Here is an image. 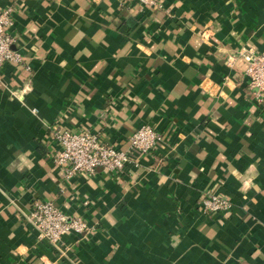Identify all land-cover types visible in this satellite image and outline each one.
Instances as JSON below:
<instances>
[{
	"label": "crops",
	"instance_id": "1",
	"mask_svg": "<svg viewBox=\"0 0 264 264\" xmlns=\"http://www.w3.org/2000/svg\"><path fill=\"white\" fill-rule=\"evenodd\" d=\"M19 65L0 67V264H264V101L243 54L264 50V0H0ZM115 173L66 177L56 130L126 150ZM55 129V130H54ZM211 192L230 204L204 213ZM51 202L88 230L50 245Z\"/></svg>",
	"mask_w": 264,
	"mask_h": 264
},
{
	"label": "built area",
	"instance_id": "2",
	"mask_svg": "<svg viewBox=\"0 0 264 264\" xmlns=\"http://www.w3.org/2000/svg\"><path fill=\"white\" fill-rule=\"evenodd\" d=\"M134 1L146 6L155 4V0ZM10 9L0 12V67L6 63L19 65L21 56L12 49V38L6 33L11 25ZM245 63V75L248 85L254 91L259 102L264 101V50L242 55ZM55 130V129H54ZM57 145L52 162L61 168L66 177L78 174L91 175L97 168L121 173L127 165L137 166V158L149 154L158 144V134L149 126H141L128 139L126 150H120L103 143L97 135L90 132H69L56 130L53 134ZM199 207L204 213H221L230 208L224 198L207 192L200 200ZM29 222L37 232V239L50 245L61 243L63 236L73 233L82 237L88 230L87 224L80 218L67 219L51 202H33Z\"/></svg>",
	"mask_w": 264,
	"mask_h": 264
}]
</instances>
